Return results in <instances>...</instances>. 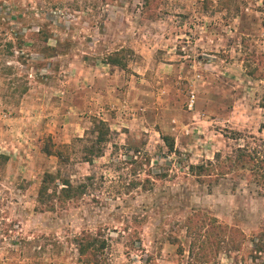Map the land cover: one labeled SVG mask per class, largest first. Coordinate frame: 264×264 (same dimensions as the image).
I'll list each match as a JSON object with an SVG mask.
<instances>
[{
	"label": "rangeland",
	"instance_id": "obj_1",
	"mask_svg": "<svg viewBox=\"0 0 264 264\" xmlns=\"http://www.w3.org/2000/svg\"><path fill=\"white\" fill-rule=\"evenodd\" d=\"M152 1L0 0V264H83L80 231L105 239L103 264H264V185L195 175L264 138V0Z\"/></svg>",
	"mask_w": 264,
	"mask_h": 264
},
{
	"label": "trees",
	"instance_id": "obj_2",
	"mask_svg": "<svg viewBox=\"0 0 264 264\" xmlns=\"http://www.w3.org/2000/svg\"><path fill=\"white\" fill-rule=\"evenodd\" d=\"M152 0H145L148 3ZM230 0H217V5L220 8H227V3ZM153 2V1H152ZM204 3V2H203ZM150 9H146L145 12H150ZM237 14V13H236ZM235 14V15H236ZM9 46V44H8ZM118 53L116 51L111 52L106 57V63L111 65H119L123 66L122 62L117 57ZM264 68V57L260 61ZM248 67V66H247ZM5 70H8L9 68L5 67L2 68ZM249 72V74H248ZM259 69L257 67H254L253 69L247 70V74L251 76L252 78H257L258 76H263V74H259ZM264 127V124L260 126V129ZM92 132H96L95 141L92 142L87 147H84V154H83V161L90 163L92 160V157H98L101 155V148L99 147V144L104 142L106 140L105 136L109 133V128L107 124L101 120H93L92 122ZM237 133V132H236ZM251 138H254V136H249ZM161 140L165 143L166 147L170 150L172 147V144L168 142L167 136L161 134L160 135ZM76 141H82L81 137H77L75 139ZM259 148L256 147H248V144H243L241 146H237L232 150V152L224 157H221L218 152L213 153L212 159L209 161H206L205 165L199 164L195 166V175H209L210 173L215 172H221L223 170H229V169H247L248 171V179H253L256 183L259 185H264V138L259 139ZM44 153L46 154H53L54 152L49 150H44ZM56 156L60 158V154L56 152ZM2 157V156H1ZM3 160H5V157H2ZM90 177L85 176L84 179L88 180ZM46 180H52L53 181V175L49 173H44L43 177L41 179V185L38 189V194H42L44 188H45V181ZM63 185V187L60 188V191L65 193V195H69L70 191H75L76 193H81L83 191L84 185H77L75 187L72 186V184L69 183L68 180H63V182L60 183ZM142 189H146L145 186L141 185ZM189 221L186 224V226H189ZM209 226L212 227V229L222 231L223 227L219 223L215 222L214 224H209ZM190 227V226H189ZM190 230V228H189ZM100 235L98 232H87V231H80L78 234L74 235L72 237V241L75 245V250L81 259L83 264H103L101 261V254L102 251L106 245L105 239L100 238ZM193 239V238H192ZM196 240H191V245L189 248V256L194 257L193 251V245L195 244ZM19 243H22V252L25 254H37L40 251V248L37 247V249L32 248L34 243L32 244L29 240L20 239L18 241ZM205 242L199 241V254L201 257H206L205 252ZM198 246V245H197ZM264 251V248H263ZM196 257V256H195ZM199 257V255H197ZM196 260V259H195ZM29 264H38V262L33 261Z\"/></svg>",
	"mask_w": 264,
	"mask_h": 264
},
{
	"label": "crops",
	"instance_id": "obj_3",
	"mask_svg": "<svg viewBox=\"0 0 264 264\" xmlns=\"http://www.w3.org/2000/svg\"><path fill=\"white\" fill-rule=\"evenodd\" d=\"M103 114H105V115H107V109L105 110L104 108H103ZM110 113V112H109ZM116 114H117V112H116ZM102 119H104V120H107L106 118H102ZM123 120H125V119H123Z\"/></svg>",
	"mask_w": 264,
	"mask_h": 264
}]
</instances>
